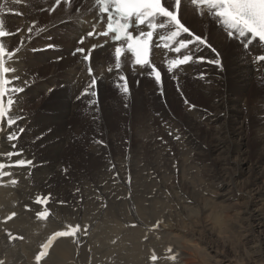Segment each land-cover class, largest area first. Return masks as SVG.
Instances as JSON below:
<instances>
[{
    "label": "bare ground",
    "instance_id": "obj_1",
    "mask_svg": "<svg viewBox=\"0 0 264 264\" xmlns=\"http://www.w3.org/2000/svg\"><path fill=\"white\" fill-rule=\"evenodd\" d=\"M25 1L0 0V19L11 33L23 29L3 39L10 51L25 37L9 66L18 85L29 82L13 113L24 117L18 144L35 166L7 169L16 184L0 181V264H264V85H256L264 62L255 60L264 45L245 50L207 8L201 16L181 0L182 22L218 50L222 70L194 62L167 73L175 54L155 45L171 29H157L150 59L163 84L134 69L126 53L116 73L112 45L91 64L98 81L91 107L90 97L77 99L91 77L71 53L98 17L95 0H63L54 12V0ZM50 43L61 51H42ZM93 43L103 39L84 46ZM188 52L214 58L196 44ZM118 74L127 75L129 96L118 91ZM4 127L0 154L11 150ZM49 193L48 208L35 203ZM77 224L78 231L66 227Z\"/></svg>",
    "mask_w": 264,
    "mask_h": 264
},
{
    "label": "snow or ice",
    "instance_id": "obj_2",
    "mask_svg": "<svg viewBox=\"0 0 264 264\" xmlns=\"http://www.w3.org/2000/svg\"><path fill=\"white\" fill-rule=\"evenodd\" d=\"M20 2V0H17ZM72 3L73 0H67ZM98 7V17L91 25V30L82 35L77 44L80 45L73 49L72 55H79L83 61L89 64L87 72L91 77L90 84L82 90L77 99L90 97L89 106L95 107L98 103V92L96 85L98 83L94 70L91 67L94 59L102 54L112 45L114 47V68L116 73H120L122 69V57L125 52L132 57V66L148 69V75L154 79L158 86L163 84L162 71L151 62L150 52L154 43V35L157 29H171L167 35H161L156 47H162L175 54V58L167 59L166 70L169 74H174L176 70L182 66L191 65L192 63H207L215 65L217 68H223L222 58L218 50L213 47L206 37L195 34L180 18L181 0H175L172 7L165 6L166 0H95ZM61 4V0H54L53 6L49 11H56ZM191 4L198 10V15H204V9L207 8L211 18L217 21L224 29H226L227 38L238 41L245 50L253 42L264 45V0H191ZM4 11V5H0V13ZM22 15V13H20ZM106 16L107 22L103 30H98V25L102 24L103 18ZM159 19V22H157ZM147 28V31L143 30ZM34 30L33 26L27 28V32L31 34ZM23 29L18 28L16 33L5 30L4 21L0 19V133L7 128L6 140L10 142L11 150L0 154V181L9 178L12 184L18 183V180L12 178L14 173L7 169L12 168H31L35 166L32 158H24L25 150L19 147L18 141L27 132V129L20 124L24 117L14 114V105L18 103L17 95L25 92L29 86L27 79L23 81V85H18L21 80L19 75H12L17 72L15 67L9 66V61H14L17 53L25 45V37L21 35L20 45L13 50H9L3 39L11 35L20 34ZM186 34L187 38H180ZM89 38L100 40L103 43H93L91 47H85V41ZM179 38V39H178ZM31 35L28 40L30 41ZM111 42V43H110ZM196 44L211 50L214 58L208 59L204 56L194 57L192 52L182 54V50L189 49L190 45ZM61 51L58 45L50 43L42 49V51ZM33 51H38L33 49ZM56 61L63 59L57 56ZM257 62H264V54L255 57ZM109 73L113 69H107ZM175 79V76H173ZM203 78V73L201 74ZM116 86L124 96H129L131 89L128 84L126 74H118L116 76ZM55 92V88H49L48 93L51 95ZM163 94V93H161ZM184 103L190 108L195 109V105L185 99ZM127 107V105H125ZM51 129H46L37 134L32 143L43 141L46 133H51ZM172 135V133H169ZM177 140L181 139L180 134H175ZM98 144L104 145L103 140H96ZM106 146V145H104ZM16 157V159H13ZM7 161V162H5ZM67 171L66 169L64 170ZM79 193L76 190L74 195ZM52 201V194L47 196L40 195L36 197L35 203L41 205L42 208H48ZM64 204L65 201H60ZM67 228H75L79 230V225H67ZM39 260L46 258L45 254L38 253Z\"/></svg>",
    "mask_w": 264,
    "mask_h": 264
},
{
    "label": "rangeland",
    "instance_id": "obj_3",
    "mask_svg": "<svg viewBox=\"0 0 264 264\" xmlns=\"http://www.w3.org/2000/svg\"><path fill=\"white\" fill-rule=\"evenodd\" d=\"M28 0H26L25 1V3H26V6L28 7L29 6V2H27ZM32 24V23H31ZM30 26V25H29ZM218 27V26H217ZM52 39H50L49 41H51ZM56 60V59H55ZM137 78V77H136ZM140 80V79H139ZM259 84V85H258ZM256 85L258 86V87H262L263 85H264V83L262 82V81H260V82H258V83H256ZM261 85V86H260ZM264 87V86H263ZM191 111V110H190ZM151 195H153V194H151ZM151 195H149L148 197L150 198V197H152ZM154 208L155 209H159V204H157V205H155L154 206ZM156 212H157V210H156ZM21 239V238H20Z\"/></svg>",
    "mask_w": 264,
    "mask_h": 264
}]
</instances>
